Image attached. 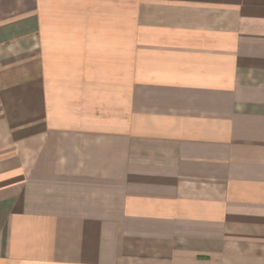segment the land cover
<instances>
[{"label": "crops", "instance_id": "1", "mask_svg": "<svg viewBox=\"0 0 264 264\" xmlns=\"http://www.w3.org/2000/svg\"><path fill=\"white\" fill-rule=\"evenodd\" d=\"M0 264H264V0H0Z\"/></svg>", "mask_w": 264, "mask_h": 264}]
</instances>
